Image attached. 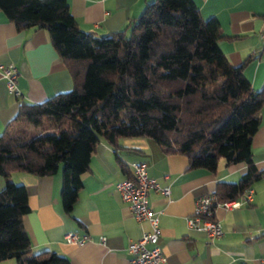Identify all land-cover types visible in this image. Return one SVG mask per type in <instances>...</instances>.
<instances>
[{"label":"trees","instance_id":"obj_1","mask_svg":"<svg viewBox=\"0 0 264 264\" xmlns=\"http://www.w3.org/2000/svg\"><path fill=\"white\" fill-rule=\"evenodd\" d=\"M193 0H151L123 30L95 35L77 28L65 0H0L17 28L47 32L72 82L42 103L20 102L0 132V263L69 264L52 251L36 254L21 223L26 188L13 173L61 174V208L70 213L100 141L150 139L164 155L184 156L188 169L212 173L242 163L236 183L219 181L217 202L239 198L264 173L253 164L251 136L264 104L242 74L252 58L232 66L218 48L215 18Z\"/></svg>","mask_w":264,"mask_h":264},{"label":"crops","instance_id":"obj_2","mask_svg":"<svg viewBox=\"0 0 264 264\" xmlns=\"http://www.w3.org/2000/svg\"><path fill=\"white\" fill-rule=\"evenodd\" d=\"M80 30L103 35L123 30L137 18L151 0H65ZM199 13L213 17L219 25L217 43L229 63L239 66L252 58L242 74L253 90L264 81V0H193ZM46 31L17 28L0 11V65L12 64L20 92L10 96L0 79V132L18 112L20 102L42 103L58 93L68 92L72 82L62 60L49 43ZM258 129L251 136L250 152L258 171H264V104ZM113 148L100 141L80 177L82 188L70 213L59 198L60 172L31 176L13 173L12 182L26 188L28 211L21 223L34 254L49 250L69 264H128L127 244L147 230V222H136L114 187L129 177L131 163L140 162L147 176L169 188L168 200L149 191L148 206L157 212L161 237L158 245L164 264H264V173L250 186V201L239 208L214 209L213 218L222 235L215 240L188 228L196 198L211 194L217 182L237 183L246 170L242 163L224 167L218 162L210 173L188 169L184 156L164 155L150 139L122 138ZM3 179L0 177V189ZM87 237L81 244L65 242V234ZM104 237L103 243L99 238ZM5 264H14L11 261Z\"/></svg>","mask_w":264,"mask_h":264},{"label":"built area","instance_id":"obj_3","mask_svg":"<svg viewBox=\"0 0 264 264\" xmlns=\"http://www.w3.org/2000/svg\"><path fill=\"white\" fill-rule=\"evenodd\" d=\"M264 21V18H263ZM17 71L12 64L0 65V79L5 84L6 92L16 97L20 92L15 84ZM131 174L118 181L115 184V191L120 197L122 204L126 205L129 215L136 222H147V230L143 231L137 240L129 241L127 244L128 264H164L165 258L161 254V247L158 245V239L161 237L157 218V212L148 206L147 199L149 191L163 196L168 200L170 193L166 185H160L159 182L147 176V168L143 163L135 162L129 165ZM252 190L246 189L239 198L227 200L226 202H217L215 195H205L196 198L194 201V210L192 216L188 217L187 227L194 228L205 234L208 239L215 240L222 235V230L218 221L213 218V212L216 208L224 211L233 208H239L242 203L250 201ZM65 242L81 244L85 242L87 237L75 234H65ZM104 237L99 238V242L103 243Z\"/></svg>","mask_w":264,"mask_h":264},{"label":"rangeland","instance_id":"obj_4","mask_svg":"<svg viewBox=\"0 0 264 264\" xmlns=\"http://www.w3.org/2000/svg\"><path fill=\"white\" fill-rule=\"evenodd\" d=\"M11 261V260H10ZM5 262H7V261H4V262H1L0 264H5ZM12 262V261H11Z\"/></svg>","mask_w":264,"mask_h":264}]
</instances>
